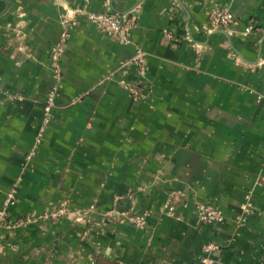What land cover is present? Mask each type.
<instances>
[{"label": "crops", "instance_id": "1", "mask_svg": "<svg viewBox=\"0 0 264 264\" xmlns=\"http://www.w3.org/2000/svg\"><path fill=\"white\" fill-rule=\"evenodd\" d=\"M112 7L135 21L131 44L87 17ZM223 7L237 23L210 30L209 10ZM14 186V217L66 200L74 216L0 228V264H190L208 242L215 264H264V0H0V208ZM198 201L224 221L200 223ZM145 209L144 230L112 216Z\"/></svg>", "mask_w": 264, "mask_h": 264}, {"label": "built area", "instance_id": "2", "mask_svg": "<svg viewBox=\"0 0 264 264\" xmlns=\"http://www.w3.org/2000/svg\"><path fill=\"white\" fill-rule=\"evenodd\" d=\"M71 16H64L62 20L63 31L58 42L51 49V62L54 68L55 75L61 76L60 59L65 52L66 43L69 39V25ZM88 19L104 34L112 38L113 40L128 45L132 43L133 28L135 21L133 18L127 16L126 13L122 14L117 11L107 12H92L87 14ZM207 23L210 30H225L229 31L236 23V17L233 11L229 7L213 8L209 10ZM253 26L246 28L247 31H251ZM132 62L137 67V73L140 78L145 77L147 69V56L146 53L137 48ZM127 89L134 97H140L143 91L141 85L127 84ZM57 88H52L48 91L46 99L43 104V119L37 136V144L43 139L46 128L53 120V109L56 106ZM33 153L27 155L28 159H31ZM18 188L14 186L5 194L2 206L0 208V228H4L8 231H14L18 228H26L31 225L42 226L47 221H57L65 216L72 217L73 211L69 206V202L62 201L58 206L52 209H47L39 214L26 213L17 217L12 215L11 209L16 205L18 199ZM173 194H171L166 204L160 209L162 213L173 214L175 205L173 203ZM177 198V197H176ZM188 200L184 199L185 206L188 205ZM196 214L198 221L202 224H217L221 223L225 219V213L219 206L208 204L205 202H196ZM242 210L245 214L254 212V206L252 201L247 200L242 205ZM151 212L149 209L143 211H124L121 213L113 214L117 218L136 226L139 229H146L148 227V218ZM79 220L78 217H75ZM218 249V245L215 242H208L202 246V257L197 262L190 264H215L213 258L210 255Z\"/></svg>", "mask_w": 264, "mask_h": 264}, {"label": "water", "instance_id": "3", "mask_svg": "<svg viewBox=\"0 0 264 264\" xmlns=\"http://www.w3.org/2000/svg\"><path fill=\"white\" fill-rule=\"evenodd\" d=\"M135 6H133L132 8H130L129 10H132L133 8H134ZM112 9L114 10V11H117L118 12V10H116L114 7H112ZM129 10H127L126 12H124V13H127V12H129ZM121 13H123V12H121ZM219 31H221V32H225V31H223V30H219ZM180 198V197H179ZM183 199V198H182ZM179 200V199H178Z\"/></svg>", "mask_w": 264, "mask_h": 264}]
</instances>
